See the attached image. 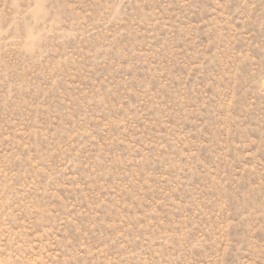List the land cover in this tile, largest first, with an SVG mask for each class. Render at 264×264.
<instances>
[{
    "label": "rangeland",
    "instance_id": "1",
    "mask_svg": "<svg viewBox=\"0 0 264 264\" xmlns=\"http://www.w3.org/2000/svg\"><path fill=\"white\" fill-rule=\"evenodd\" d=\"M0 264H264V0H0Z\"/></svg>",
    "mask_w": 264,
    "mask_h": 264
}]
</instances>
